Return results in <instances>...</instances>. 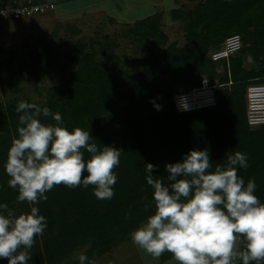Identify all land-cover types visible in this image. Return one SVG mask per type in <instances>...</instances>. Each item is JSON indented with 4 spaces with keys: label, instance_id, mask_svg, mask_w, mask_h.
Segmentation results:
<instances>
[{
    "label": "trees",
    "instance_id": "trees-1",
    "mask_svg": "<svg viewBox=\"0 0 264 264\" xmlns=\"http://www.w3.org/2000/svg\"><path fill=\"white\" fill-rule=\"evenodd\" d=\"M198 1L189 12H170L182 22L190 18L186 46L168 44L169 35L161 26L163 13L158 12L136 20L124 33L137 47L138 58L133 62L118 53L116 37L82 39L67 54V64L60 66L62 81L46 90L42 103L29 96L0 98V203L17 213L30 211V205L19 202L18 191L8 186L4 165L18 136L20 101L59 112L70 130L90 131L99 148L112 145L123 150L113 170L117 182L112 199H97L92 185L61 184L46 193L48 199L37 206L48 226L36 238L28 264H64L83 247L89 262L116 250L155 211L145 163L157 165L154 175L164 178L165 164L181 160L191 149L208 150L213 168L224 164L228 154H247L249 166L238 169V175L245 183L255 180V194L264 202V124L252 126L247 118V88L264 82V0ZM6 2L0 0V8ZM10 4L18 5L14 0ZM2 20L7 19L0 16ZM235 33L242 36V49L228 60L213 61L210 50L221 48L225 38ZM142 49L146 50L143 56ZM49 50V45H43L35 56L44 68L50 65ZM219 63L225 69L220 76ZM205 75L217 86V103L179 112L173 95L199 85ZM152 100L161 105L160 110ZM41 119L55 123L50 117ZM173 257L165 252L161 259ZM0 264H8L7 258L0 259Z\"/></svg>",
    "mask_w": 264,
    "mask_h": 264
},
{
    "label": "clouds",
    "instance_id": "clouds-1",
    "mask_svg": "<svg viewBox=\"0 0 264 264\" xmlns=\"http://www.w3.org/2000/svg\"><path fill=\"white\" fill-rule=\"evenodd\" d=\"M179 107L188 110L184 98ZM16 112L18 136L4 168L8 186L18 191V201L27 202L30 211L17 213L0 203V259L28 264L36 238L48 226L37 206L48 199L46 193L61 184L92 185L97 199H112L117 182L113 170L123 150L99 148L90 131L70 130L62 115L48 107L20 101ZM41 117L55 123L46 124ZM211 161L208 150L191 149L181 160L165 164L164 178L154 175L157 165L145 163L155 211L131 233L132 242L153 259L169 252L177 264H264V202L255 194V180L245 183L238 175V169L249 166L247 154H228L226 162L214 168ZM77 259L78 264H90L84 253Z\"/></svg>",
    "mask_w": 264,
    "mask_h": 264
},
{
    "label": "rangeland",
    "instance_id": "rangeland-1",
    "mask_svg": "<svg viewBox=\"0 0 264 264\" xmlns=\"http://www.w3.org/2000/svg\"><path fill=\"white\" fill-rule=\"evenodd\" d=\"M67 1H57V8L49 12L0 21V98L3 101H8L15 96H29L34 101L42 103L46 90L51 85H58L62 81L60 66L67 64V54L73 49L75 43L82 39L87 41L93 37L102 38L104 35L116 37L120 41L119 54L130 57L129 62L138 58L135 55L136 45L130 38L124 36V33L128 30V26L134 25L137 19L146 18L154 11L151 0H135V5L132 7L126 5L127 10L114 11L112 17L106 13L105 9L98 10L100 5L97 6V10L90 8L86 12L79 13V10L84 9H81L82 7L95 6L92 0H81L80 3L78 0ZM178 2L176 9H183L186 12L196 9L199 4V1L193 0H178ZM119 4L121 0H118V3L116 0L106 3L107 6L114 8L119 7ZM78 7L79 9H76ZM167 9L161 4L156 13H163L161 26L162 30L169 35L168 44L176 42L178 46H186L187 24L190 18H184L183 22L174 19L170 15V10ZM123 19H130L132 22ZM43 45H49L50 49L46 57L51 61L46 68L35 61L37 50ZM214 50L212 48L210 52ZM143 53H146L145 49L141 51L142 56ZM11 58L13 62L9 63ZM217 71L218 76L225 73L222 63L217 65ZM175 95H173L174 98ZM86 250L87 247L79 249L72 255L70 261L64 264H73L78 261L77 257ZM103 258L109 264H177L174 257L167 261H162L161 257L153 259L136 246L132 239L113 252L101 256L97 261ZM97 261L92 260L90 264H101Z\"/></svg>",
    "mask_w": 264,
    "mask_h": 264
},
{
    "label": "built area",
    "instance_id": "built-area-1",
    "mask_svg": "<svg viewBox=\"0 0 264 264\" xmlns=\"http://www.w3.org/2000/svg\"><path fill=\"white\" fill-rule=\"evenodd\" d=\"M56 4L50 1L28 4H19L17 6H5L0 8V16L4 19H20L39 13H45L54 10ZM243 47L242 36L238 33L227 36L221 48L211 52V59L215 62L228 60L231 56L237 54ZM217 86L212 84L208 77H204L200 84L193 88L175 95L174 104L179 112H187L195 109H201L214 106L217 103ZM181 98H184L188 104V110L179 107ZM247 118L252 126L264 124V82L260 84H251L247 88Z\"/></svg>",
    "mask_w": 264,
    "mask_h": 264
},
{
    "label": "crops",
    "instance_id": "crops-1",
    "mask_svg": "<svg viewBox=\"0 0 264 264\" xmlns=\"http://www.w3.org/2000/svg\"><path fill=\"white\" fill-rule=\"evenodd\" d=\"M15 2H17L18 3V5L19 4H23L24 2H29V1H40V0H14ZM47 1H50V2H54L55 4H56V7L55 8H57V1H61V0H47ZM63 1H66V2H68L67 0H63ZM93 2H95L94 4H95V6L94 5H87L86 7H82L81 9H83V10H79V13L80 12H86V11H88V9H95V10H97V6H101L98 10H103V9H105V11H107L106 13L109 15V16H111L112 17V14H114L116 11H123V10H127V9H125V6L127 5V6H133V5H135L134 3H136V1L135 0H121V4H119L118 6L119 7H117L116 6V8H114V7H112V6H107L106 5V3H108L109 1H111V0H92ZM117 1V3H118V0H116ZM194 2H197L198 0H193ZM12 2V0H7V2H6V6H12L10 3ZM40 2H43V1H40ZM81 2V0H78V3H80ZM151 2L153 3V6H154V11L151 13V14H155L157 11H158V6H160L161 4H163V6H164V8L166 9V8H168L167 10H170V12H171V10H173V9H176V7L178 6V4H179V2H178V0H151ZM70 3V2H69ZM68 3V4H69ZM71 4V3H70ZM109 5H111V4H109ZM123 5V6H122ZM92 6H94L93 8H92ZM76 9H79V7L78 8H76ZM115 11V12H114ZM132 11V10H131ZM150 14V15H151ZM140 19V18H139ZM123 20H126L127 22H132V20H130V19H123ZM134 20V19H133ZM138 20V19H137ZM97 261V260H96ZM99 261V262H98ZM97 261V263H101V264H109V262H107V260L105 259V258H103V259H100V260H98Z\"/></svg>",
    "mask_w": 264,
    "mask_h": 264
}]
</instances>
